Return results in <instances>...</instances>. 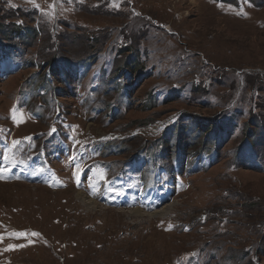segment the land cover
Segmentation results:
<instances>
[{
  "label": "rangeland",
  "instance_id": "1",
  "mask_svg": "<svg viewBox=\"0 0 264 264\" xmlns=\"http://www.w3.org/2000/svg\"><path fill=\"white\" fill-rule=\"evenodd\" d=\"M48 130L65 187L5 162L0 264H264V0H0V147Z\"/></svg>",
  "mask_w": 264,
  "mask_h": 264
},
{
  "label": "trees",
  "instance_id": "2",
  "mask_svg": "<svg viewBox=\"0 0 264 264\" xmlns=\"http://www.w3.org/2000/svg\"><path fill=\"white\" fill-rule=\"evenodd\" d=\"M125 50H127V48H125ZM124 66H125V65H124ZM214 234H215V236L213 237V240H212V241L215 242L219 237H221L222 233H220V232L217 233V232L215 231ZM223 242H225L224 239H223L222 243H223ZM221 245H222V244L220 243L219 245H217V247H218V248H221ZM219 246H220V247H219ZM260 247H261V244H260ZM246 255H247V252L243 253L242 256H241V258L245 257ZM249 262H250V261H249Z\"/></svg>",
  "mask_w": 264,
  "mask_h": 264
},
{
  "label": "bare ground",
  "instance_id": "3",
  "mask_svg": "<svg viewBox=\"0 0 264 264\" xmlns=\"http://www.w3.org/2000/svg\"><path fill=\"white\" fill-rule=\"evenodd\" d=\"M163 209H158V210H156L155 211V213L156 214H162V213H164V210L162 211ZM79 211V210H78ZM70 212H72V211H70ZM87 262V261H86Z\"/></svg>",
  "mask_w": 264,
  "mask_h": 264
},
{
  "label": "snow or ice",
  "instance_id": "4",
  "mask_svg": "<svg viewBox=\"0 0 264 264\" xmlns=\"http://www.w3.org/2000/svg\"><path fill=\"white\" fill-rule=\"evenodd\" d=\"M53 7H54V5H53ZM15 118V117H14ZM33 235H37L36 233H33Z\"/></svg>",
  "mask_w": 264,
  "mask_h": 264
}]
</instances>
